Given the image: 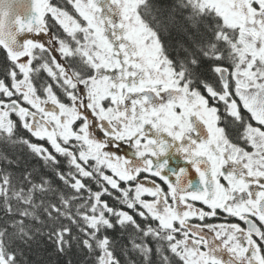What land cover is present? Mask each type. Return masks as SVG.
I'll return each mask as SVG.
<instances>
[{
  "label": "snow or ice",
  "instance_id": "6c2138e0",
  "mask_svg": "<svg viewBox=\"0 0 264 264\" xmlns=\"http://www.w3.org/2000/svg\"><path fill=\"white\" fill-rule=\"evenodd\" d=\"M0 264H264V0H0Z\"/></svg>",
  "mask_w": 264,
  "mask_h": 264
}]
</instances>
